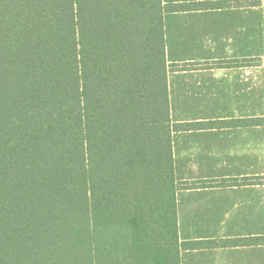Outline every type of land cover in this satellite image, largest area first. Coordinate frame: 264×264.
Instances as JSON below:
<instances>
[{
	"label": "trees",
	"instance_id": "1",
	"mask_svg": "<svg viewBox=\"0 0 264 264\" xmlns=\"http://www.w3.org/2000/svg\"><path fill=\"white\" fill-rule=\"evenodd\" d=\"M199 7L0 0V264H181L177 191L262 183L175 178L164 14Z\"/></svg>",
	"mask_w": 264,
	"mask_h": 264
},
{
	"label": "crops",
	"instance_id": "2",
	"mask_svg": "<svg viewBox=\"0 0 264 264\" xmlns=\"http://www.w3.org/2000/svg\"><path fill=\"white\" fill-rule=\"evenodd\" d=\"M163 2L176 180L262 181L177 191L181 264H264V0Z\"/></svg>",
	"mask_w": 264,
	"mask_h": 264
},
{
	"label": "rangeland",
	"instance_id": "3",
	"mask_svg": "<svg viewBox=\"0 0 264 264\" xmlns=\"http://www.w3.org/2000/svg\"><path fill=\"white\" fill-rule=\"evenodd\" d=\"M170 194L168 193V196ZM146 264H160V258H162L163 252L160 251V248L155 244L150 248V254H148Z\"/></svg>",
	"mask_w": 264,
	"mask_h": 264
}]
</instances>
